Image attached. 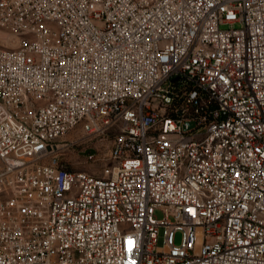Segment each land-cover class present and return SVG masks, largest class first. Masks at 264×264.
Wrapping results in <instances>:
<instances>
[{
    "label": "built area",
    "instance_id": "2783aa9c",
    "mask_svg": "<svg viewBox=\"0 0 264 264\" xmlns=\"http://www.w3.org/2000/svg\"><path fill=\"white\" fill-rule=\"evenodd\" d=\"M0 162V264H264V0H0Z\"/></svg>",
    "mask_w": 264,
    "mask_h": 264
},
{
    "label": "rangeland",
    "instance_id": "374dc122",
    "mask_svg": "<svg viewBox=\"0 0 264 264\" xmlns=\"http://www.w3.org/2000/svg\"><path fill=\"white\" fill-rule=\"evenodd\" d=\"M57 143L59 149L56 157L73 171L101 176L103 170L110 165L107 158L111 140L107 137H94L79 128ZM2 166L0 162V169ZM156 217L162 218V213L157 211ZM177 242H180V236L177 237Z\"/></svg>",
    "mask_w": 264,
    "mask_h": 264
},
{
    "label": "snow or ice",
    "instance_id": "6c2138e0",
    "mask_svg": "<svg viewBox=\"0 0 264 264\" xmlns=\"http://www.w3.org/2000/svg\"><path fill=\"white\" fill-rule=\"evenodd\" d=\"M189 211H191V209ZM131 244H132V241H131V238H129V245H130L128 249L129 253H131L132 251ZM129 264H135V261L129 260Z\"/></svg>",
    "mask_w": 264,
    "mask_h": 264
}]
</instances>
